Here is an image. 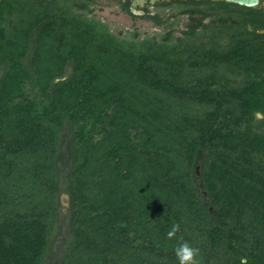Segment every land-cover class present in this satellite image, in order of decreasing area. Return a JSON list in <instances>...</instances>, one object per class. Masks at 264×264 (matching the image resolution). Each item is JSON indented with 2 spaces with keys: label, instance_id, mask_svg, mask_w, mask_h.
I'll use <instances>...</instances> for the list:
<instances>
[{
  "label": "trees",
  "instance_id": "1",
  "mask_svg": "<svg viewBox=\"0 0 264 264\" xmlns=\"http://www.w3.org/2000/svg\"><path fill=\"white\" fill-rule=\"evenodd\" d=\"M63 1H0V264H264V35L130 42Z\"/></svg>",
  "mask_w": 264,
  "mask_h": 264
},
{
  "label": "rangeland",
  "instance_id": "2",
  "mask_svg": "<svg viewBox=\"0 0 264 264\" xmlns=\"http://www.w3.org/2000/svg\"><path fill=\"white\" fill-rule=\"evenodd\" d=\"M25 2L26 0H21ZM63 3H68L69 7L77 9L80 4H88L92 9V13L88 17H93L96 21L104 23L109 31L121 39L129 40L130 42H142L146 39L161 44L164 42L168 46L178 42V38L182 39L184 45H193L195 48H209L216 44V42H226L228 37L226 34L229 30L219 26L223 18L229 17L233 20H240L242 13L235 9H225L223 6L218 5H198L189 7H173L170 9L160 10V14L165 22L164 26L155 27L153 22L148 18H132L125 13L121 12L119 6L111 2L107 4L103 0L87 1V0H64ZM189 10H196L208 14V17L202 14L188 13ZM256 20L264 22V13H258ZM196 20V21H195ZM208 25L207 28H198L194 37H185L182 32L186 28L195 23ZM136 34L138 38L135 39ZM169 35V36H168ZM168 36V39L166 37ZM179 49H176L177 51ZM231 86H238L243 77H235L234 75L228 76ZM258 117V116H257ZM259 118V117H258ZM99 136H96L98 138ZM67 196L61 195L59 200L62 205V213H66L68 207ZM47 264H50L49 261Z\"/></svg>",
  "mask_w": 264,
  "mask_h": 264
},
{
  "label": "flooded vegetation",
  "instance_id": "3",
  "mask_svg": "<svg viewBox=\"0 0 264 264\" xmlns=\"http://www.w3.org/2000/svg\"><path fill=\"white\" fill-rule=\"evenodd\" d=\"M103 2H106L107 4L111 2L115 3L119 6L121 12L125 13L126 15L132 18H148L153 22L155 27H161L165 25V22L163 21L164 19L159 12L162 9H170L173 7L186 8L189 6L208 4L223 6L225 9H235L236 11L242 13V17L240 20H233L232 18L226 17L223 18V21H220L219 26H222L225 29L229 30V32L226 34V36L228 37L227 41H220L221 44L225 45L226 47H230V40H232V37H245L253 34L264 35V22H254L256 18L255 14L264 13V0H260V3L256 8L242 7L223 0H103ZM88 10H90L91 14L92 9L89 8V5ZM188 13L190 15L202 14L205 17L209 16L206 13L197 12L196 10H189ZM157 21H161L162 23L157 24ZM199 27L203 29L207 28L208 25H203L201 23L196 22L195 24L188 26L186 30L182 32V35L185 37H194ZM191 28H194L195 33L193 35H186L185 33L188 32ZM179 39L180 38H178V40ZM256 41L257 40H250V42L253 43H256ZM245 75V73H241L240 71L234 74L235 77H244Z\"/></svg>",
  "mask_w": 264,
  "mask_h": 264
},
{
  "label": "water",
  "instance_id": "4",
  "mask_svg": "<svg viewBox=\"0 0 264 264\" xmlns=\"http://www.w3.org/2000/svg\"><path fill=\"white\" fill-rule=\"evenodd\" d=\"M226 2L234 3L236 5L247 7V8H256L258 7L260 0H223ZM259 118H262L260 114H257Z\"/></svg>",
  "mask_w": 264,
  "mask_h": 264
}]
</instances>
